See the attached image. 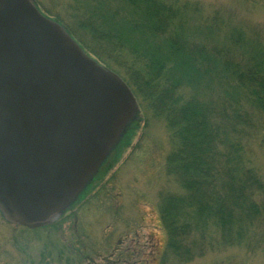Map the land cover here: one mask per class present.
I'll use <instances>...</instances> for the list:
<instances>
[{"label":"trees","instance_id":"1","mask_svg":"<svg viewBox=\"0 0 264 264\" xmlns=\"http://www.w3.org/2000/svg\"><path fill=\"white\" fill-rule=\"evenodd\" d=\"M67 9L48 16L128 84L139 118L148 107L170 130L174 147L166 173L183 192L160 195L167 234L162 264L166 253L173 256L169 264H176L202 257L215 245L264 252V179L249 165L244 147L248 137L264 131L262 31L215 9L203 22L208 31H225L224 41L192 38L186 23L192 12H203L198 1L69 0ZM173 59L222 87L224 95L204 100L182 94L180 78L166 73ZM72 208L52 224L68 218Z\"/></svg>","mask_w":264,"mask_h":264},{"label":"water","instance_id":"2","mask_svg":"<svg viewBox=\"0 0 264 264\" xmlns=\"http://www.w3.org/2000/svg\"><path fill=\"white\" fill-rule=\"evenodd\" d=\"M136 97L34 0H0V213L36 228L93 179Z\"/></svg>","mask_w":264,"mask_h":264},{"label":"rangeland","instance_id":"3","mask_svg":"<svg viewBox=\"0 0 264 264\" xmlns=\"http://www.w3.org/2000/svg\"><path fill=\"white\" fill-rule=\"evenodd\" d=\"M36 1L47 17L68 10L69 0ZM189 1L203 7V12L188 16L186 32L192 38L224 41L225 31H208L203 22L215 9L231 12L234 19L258 27L264 36V0ZM136 39L131 38L139 43ZM173 60L166 73L180 78L182 94L204 100L224 95L222 87ZM141 116L137 112L127 124L99 169L102 177L86 185L64 221L28 229L7 222L0 214V264H162L167 234L159 213L160 195L183 189L166 173V157L174 145L165 120L148 107ZM244 147L249 165L264 179V131L248 137ZM165 259L169 264L173 256L166 253ZM176 264H264V252L245 245H215L202 257Z\"/></svg>","mask_w":264,"mask_h":264}]
</instances>
